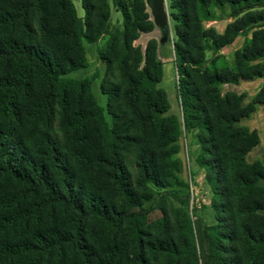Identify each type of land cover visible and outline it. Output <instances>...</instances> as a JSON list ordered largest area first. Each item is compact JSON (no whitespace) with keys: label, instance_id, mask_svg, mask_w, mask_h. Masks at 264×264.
Instances as JSON below:
<instances>
[{"label":"trees","instance_id":"trees-1","mask_svg":"<svg viewBox=\"0 0 264 264\" xmlns=\"http://www.w3.org/2000/svg\"><path fill=\"white\" fill-rule=\"evenodd\" d=\"M0 0V264H264V164L247 162L264 107V0H166L179 116L160 83L157 29L144 0ZM230 19L222 32L205 22ZM103 63L94 76L83 43ZM243 37L232 61L219 51ZM244 94L226 84L262 79ZM104 113L109 117L105 120ZM210 191L212 222L190 207L179 140ZM152 211L159 216L148 220Z\"/></svg>","mask_w":264,"mask_h":264},{"label":"rangeland","instance_id":"rangeland-1","mask_svg":"<svg viewBox=\"0 0 264 264\" xmlns=\"http://www.w3.org/2000/svg\"><path fill=\"white\" fill-rule=\"evenodd\" d=\"M76 16L78 18L83 17V10L81 8V0H71ZM110 8V16L108 21V27L112 31L121 32L122 31V17L121 14L114 9L112 5V0H107ZM230 22V19L224 18V20L205 22L204 27H213L218 32H222L225 25ZM107 40L106 36H102L97 43L88 44L83 43L85 56L87 60V67L70 73L67 77L70 79H83L85 77L94 76V80L91 83V93L97 103V105L104 109L106 105V98L100 93L99 83L100 78L103 74L104 65L97 59L96 51L102 48ZM149 40H154L158 44L157 53L160 60L163 62V77L160 83V87L166 93L167 100L170 106L169 113L179 116V105L177 100L176 92V74L173 66V61L169 56V48L165 45V39H163L162 34L158 29H154L148 34H141L135 44L143 51L147 42ZM243 37H237L232 44L222 48L219 51L226 62L230 63L232 61V55L235 50L241 47L243 43ZM263 82L262 79H256L250 82H241L234 87L222 86L221 93L224 94L228 91H233L237 94H244L246 96L244 103L246 104L248 100L257 92L259 87ZM105 120L109 123V117L104 113ZM239 125L245 126L250 130H255L259 137V143L254 147L247 155L246 161L253 162L259 161L264 164V107L258 106L255 112L247 119L240 121ZM179 153L177 157L181 161V173L180 177L188 184V180L191 182V189L189 186L186 192L190 195V207L191 211L195 215L201 217L206 223L210 224L212 222V212L209 208L210 191L208 186L204 181V172L199 169L194 163V154L196 152V147L192 142L190 136H182L179 140ZM186 152V153H185ZM261 187L264 188V181L259 183ZM159 216V212L152 211L148 214L147 219L153 220Z\"/></svg>","mask_w":264,"mask_h":264},{"label":"water","instance_id":"water-1","mask_svg":"<svg viewBox=\"0 0 264 264\" xmlns=\"http://www.w3.org/2000/svg\"><path fill=\"white\" fill-rule=\"evenodd\" d=\"M150 11L154 26L160 31L163 39L169 34V21L166 0H144Z\"/></svg>","mask_w":264,"mask_h":264},{"label":"crops","instance_id":"crops-1","mask_svg":"<svg viewBox=\"0 0 264 264\" xmlns=\"http://www.w3.org/2000/svg\"><path fill=\"white\" fill-rule=\"evenodd\" d=\"M100 38H101V37H100ZM105 42H106V41H105ZM261 85H262V84H261ZM224 86L234 87L235 85H233V84H226V85H223V87H224ZM260 87H261V86H260ZM260 87H259V88H260ZM258 90H259V89H258ZM258 90H257V91H258ZM228 92H233V91H228ZM234 93H235V92H234ZM236 94H237V93H236ZM254 95H255V94H254ZM254 95H253V96H254ZM244 96H245V95H244ZM253 96H252V97H253ZM252 97H251V98H252ZM245 98H246V96H245ZM245 98H244V100H245ZM251 98H250V99H251ZM250 99L248 100V102L250 101ZM248 102H247V103H248ZM243 103H244V101H243ZM256 109H257V107H256Z\"/></svg>","mask_w":264,"mask_h":264},{"label":"built area","instance_id":"built-area-1","mask_svg":"<svg viewBox=\"0 0 264 264\" xmlns=\"http://www.w3.org/2000/svg\"><path fill=\"white\" fill-rule=\"evenodd\" d=\"M186 153V152H185ZM188 184L190 186V189H191V182H190V179L188 180Z\"/></svg>","mask_w":264,"mask_h":264}]
</instances>
